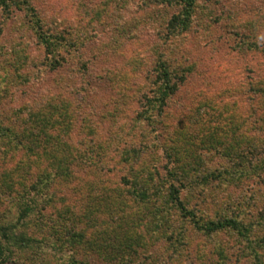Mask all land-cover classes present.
<instances>
[{
    "label": "trees",
    "instance_id": "1",
    "mask_svg": "<svg viewBox=\"0 0 264 264\" xmlns=\"http://www.w3.org/2000/svg\"><path fill=\"white\" fill-rule=\"evenodd\" d=\"M200 1L175 0L177 11L166 15L160 38L167 44L164 49L174 48L181 59L189 47L182 45V37L186 39L193 23L209 17L207 12L196 15ZM22 8L43 59L24 64V53H14L0 83L41 80L49 70L58 75L54 80L59 85L0 117V202L6 198L16 208L14 220L0 221V264L14 263L16 251L35 249L46 236L57 237L58 247L47 245L61 253L62 245L73 240L85 252L82 264H192L190 256L200 253L196 248L186 251L185 258L166 256L170 262L159 253L153 261L142 257L152 244L162 245L170 213L190 221L197 234L231 231L247 242L240 255L251 264H264V66L246 84L250 104L244 111L235 100L199 99L197 110L177 125V137L168 132L156 148L141 147L149 131L140 127L157 126L166 115L167 99L178 93L193 65L174 64L172 53L161 50L154 68L141 57H129L125 66L96 67L94 57L80 51L82 37L76 39L57 22H45L27 0H0V35ZM212 20L217 24L219 16ZM243 22L247 33L235 29L239 46L264 57V11ZM12 68L21 73L9 80ZM71 77L84 84L77 103L62 91H72L69 81L64 83ZM107 82L110 89L104 86ZM91 92L108 94L98 116L93 115L98 106L88 97ZM130 102L136 106L132 115L119 116ZM98 120L106 129H98ZM82 172L97 175L87 179ZM246 191L254 196H243ZM218 201L228 212L218 211ZM208 205L216 207V215L202 214ZM97 222L105 227L91 233ZM58 225L66 228L65 240ZM216 250L215 264H226L219 260L226 258L222 247Z\"/></svg>",
    "mask_w": 264,
    "mask_h": 264
},
{
    "label": "rangeland",
    "instance_id": "2",
    "mask_svg": "<svg viewBox=\"0 0 264 264\" xmlns=\"http://www.w3.org/2000/svg\"><path fill=\"white\" fill-rule=\"evenodd\" d=\"M27 1L45 22H57L56 24L62 28L73 31L71 33L77 36L76 39L82 37L83 44L80 51L86 56H93L96 67L125 66L130 60L129 57H133L134 61L141 57L146 58L149 68H154L158 58L157 52H161V50H165L168 56L172 53L171 61L174 64L180 61L193 65L192 72L180 85L178 93L167 99L166 115L161 118L162 120L160 119L157 126H148L146 130L140 127L144 132L149 131V139L144 141L141 147L156 148L159 146L158 140L161 141L168 132L174 133L177 137V125L186 122V114H193L197 110L199 99L206 97L235 100V103L242 105V109L239 111H244V107H249L250 100L247 97L248 92L245 90L246 84L249 80L255 79L257 73L262 70L264 57L262 54L258 58L250 50L242 49L239 46L241 40L236 35L235 29L240 30V33H247L243 20L258 17L264 11V0H201L196 15L201 16L207 12L209 17L202 23H195L194 26L193 23L191 30L184 35H187L186 39L182 37V45L186 44L189 47L187 46L186 52L179 48L176 50H183L181 55L185 59L177 57L174 54V48L172 50L164 49L167 44L164 45L160 38L166 15L177 11L175 0L168 3V0H163L165 2L163 4L161 0ZM15 11V16L8 19L0 35V79L8 62H12L18 52L24 53V64L30 62V65H36L43 59L42 49L37 44L26 11L24 8ZM215 15L219 16L217 24H214L212 20ZM228 22L229 26H226ZM261 32L264 33V29ZM211 33L212 38H210ZM196 39H198V43L194 45ZM77 43L78 41H76ZM14 50L16 51L14 52ZM68 67L71 66L68 65ZM18 73L21 72L12 68L7 72L8 79L16 78V76L18 78ZM43 73L44 77L41 80L32 79L27 83L16 79L10 84L0 83V90L4 92H0V117L9 115L10 108L30 103L35 96H41L47 91L57 89L58 78L55 80L54 78L58 75L49 72V70ZM71 79L74 78L71 77L69 80L64 78V83L69 81L72 91L63 89L62 91L77 103L78 99L83 97L81 86L84 84L79 77L77 80ZM104 86L110 89V82ZM237 89H239L238 92ZM93 93H89L88 97L94 107L98 106L97 112H92L93 115L98 116L105 110L104 101L108 94L96 93L92 96ZM231 93L232 95L229 96L228 94ZM134 108L136 106L130 102L124 110L120 111L119 116H126L128 119L134 112ZM87 109L86 105L85 110ZM102 123L100 120L97 121L100 130L106 129V125ZM157 152L160 153L158 148ZM222 161L224 159L217 158V162ZM82 174L84 173L82 172ZM84 175L87 179H94L97 173ZM245 195L254 196L251 191H246L243 196ZM84 199L86 200V198ZM37 203L39 207L41 202L37 201ZM218 203L220 204V201ZM217 209L221 213L228 212V209L222 208L221 204ZM215 211H217L215 206L208 205L201 212L204 216H214L216 215ZM100 216H102L101 213ZM15 217V204L4 198V201L0 202V221L14 220ZM168 221H170L169 227L160 241L162 245L157 243L159 246L156 248L155 244H152L150 252L142 254L145 261H153L157 258L158 253L166 261V256L175 254L180 259L179 254L185 258L186 251L196 248L200 253L196 257L190 256L193 259L192 264H215L218 260L216 247L219 246L222 247L226 257L225 259L219 258L221 263L226 261V264H251L252 260L240 255V249L246 246L247 242L241 240L231 231H221L217 235L205 236L194 233L190 221L177 214L170 213ZM104 227V224L98 223L91 228V233ZM140 228L142 227L140 226ZM74 229H80V226H74ZM57 230L65 240L66 228L58 225ZM171 232L173 235L168 236V241H165L164 238ZM183 232L188 235L184 236ZM47 241L54 247L59 246L57 237L56 240H51L49 236H46L35 249H27L24 252L16 251L13 255L15 262H11V264H74V259L77 263L79 262L78 264L84 263L85 252L79 250L78 246L71 242L73 240H68L66 246L62 245V253L47 245ZM177 247L181 248L179 252L176 250Z\"/></svg>",
    "mask_w": 264,
    "mask_h": 264
}]
</instances>
